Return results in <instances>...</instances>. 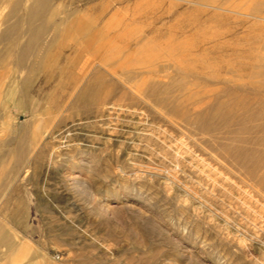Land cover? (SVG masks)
Returning <instances> with one entry per match:
<instances>
[{"label": "rangeland", "instance_id": "1", "mask_svg": "<svg viewBox=\"0 0 264 264\" xmlns=\"http://www.w3.org/2000/svg\"><path fill=\"white\" fill-rule=\"evenodd\" d=\"M14 1L8 15L0 0V32L19 31L0 41V262L264 264V7L48 0L30 20ZM50 13L69 21L42 27ZM36 28L29 72L14 56Z\"/></svg>", "mask_w": 264, "mask_h": 264}, {"label": "bare ground", "instance_id": "2", "mask_svg": "<svg viewBox=\"0 0 264 264\" xmlns=\"http://www.w3.org/2000/svg\"><path fill=\"white\" fill-rule=\"evenodd\" d=\"M5 2H8L7 5H8V15L10 14H13L16 9L18 8L19 6V3L17 1H14V2H10V0H3ZM22 1V0H20ZM201 2V1H200ZM252 4L251 6L249 7L250 10L252 11H259L261 10L263 7H264V0H251ZM22 3V2H21ZM25 4L27 5V18L30 19V20H33L37 17H40L41 14H43L42 11L48 9V0H32L31 2H29V0H25ZM195 4V3H194ZM6 6V4L4 5ZM210 6V5H209ZM213 5H211L212 7ZM24 7V6H23ZM24 7V8H26ZM216 8L219 7V6H215ZM51 9V8H49ZM209 10V9H208ZM226 10V9H225ZM42 12V13H41ZM52 12V11H51ZM48 13V12H47ZM53 13V12H52ZM52 13H50V16L49 15H46V16H42L41 19H42V22H41V26L42 27H46V26H49V25H52L54 28H57V29H60V27L62 25H64V23H66L68 20V17L69 15L66 14V16L62 19H59L57 22L54 21L53 23V20H52ZM49 14V13H48ZM7 15V16H8ZM64 16V15H63ZM10 17V16H9ZM56 18V17H55ZM54 18V19H55ZM10 19V18H9ZM78 19V18H77ZM247 19V18H246ZM88 20V19H87ZM96 21V20H95ZM9 22V21H8ZM13 23V22H12ZM2 24V23H1ZM23 24V23H22ZM71 24V23H70ZM20 25V24H19ZM17 25H12V26H9V27H6L4 28L1 32H0V41L2 40H7V48L9 49H12L11 45L13 44L14 41H16L18 39V37L16 36V33H18L19 31H17ZM64 27V26H62ZM66 27V26H65ZM88 28V27H87ZM26 29V28H25ZM63 29V28H62ZM98 29V28H97ZM19 30V29H18ZM24 30V29H23ZM40 28H36V29H33L30 33V36L29 38L24 42V44L17 50V53L16 55L14 56V61L15 63L17 64V66H19L20 68H23L26 66V63H25V59L28 57V54L32 48V44H33V41H34V37H37L39 32H40ZM56 33V31L54 32ZM61 33V31H60ZM86 34V33H85ZM95 34V33H94ZM91 35V34H90ZM96 35V34H95ZM25 36V35H24ZM258 36V35H257ZM89 37V36H88ZM100 37V36H99ZM259 37V36H258ZM257 37V38H258ZM94 38V37H93ZM245 38H246V35H245ZM100 39V38H99ZM136 39V38H135ZM253 39V38H252ZM95 40V39H94ZM251 40V39H250ZM88 41V40H87ZM92 41V40H91ZM246 41V39H245ZM256 41V40H255ZM260 41V40H259ZM263 41H264V37H263ZM100 42V41H99ZM90 43V42H89ZM105 43V42H104ZM106 44V43H105ZM19 45V44H18ZM259 48V47H258ZM93 49V48H92ZM260 49H264V45L263 47H261ZM252 50V49H251ZM255 50V49H254ZM99 51V50H98ZM104 51V50H103ZM259 53H256V55L260 58V61L262 64H264V52L263 51H257ZM97 53V52H95ZM101 53V51H100ZM66 55V54H65ZM102 55V53H101ZM106 55V54H105ZM108 56V55H107ZM107 56H105L107 58ZM71 57V56H69ZM100 57V55H99ZM34 58H37V57H34ZM112 58V57H111ZM28 60V59H27ZM106 60V59H105ZM224 60V59H223ZM12 61V59H11ZM64 62V61H63ZM218 62V61H217ZM133 63V62H132ZM93 64V63H92ZM216 64V63H215ZM120 65V64H119ZM209 66V65H208ZM219 66V65H218ZM26 67H29L28 71L30 72V65L29 66H26ZM57 68V72L54 73L51 71L48 72L47 74V77L46 78H51L52 76H54L55 74H58L60 77L63 73V66H56ZM219 68V67H218ZM19 70V69H18ZM21 71V70H20ZM87 71V70H86ZM178 71V70H176ZM213 72V71H212ZM224 72V71H223ZM216 73V72H215ZM220 73V72H219ZM227 76V75H226ZM59 77V80H62L61 78ZM28 73L24 76L23 78V81H22V86L25 87L27 81H28ZM86 82V81H85ZM236 82V81H235ZM87 83V82H86ZM180 84V83H179ZM178 84V85H179ZM182 85V84H181ZM239 86V85H238ZM164 87V86H163ZM146 88L150 91H156L157 89H165L166 87L162 88V86H160V84H156V83H149L148 85H146ZM171 88V86L169 87ZM21 89V88H20ZM243 89V88H242ZM260 92V91H259ZM151 93V92H150ZM165 95V93H164ZM69 96V95H68ZM85 97V95H84ZM166 97V96H165ZM86 108L87 105H89V101H87L86 103ZM141 115V114H140ZM205 118V117H204ZM203 118V119H204ZM203 128V127H202ZM55 137V136H54ZM263 140V139H262ZM262 142V141H261ZM4 153V152H3ZM51 154V153H50ZM49 154V155H50ZM57 154V153H56ZM6 158V157H4ZM1 160V159H0ZM4 161V159H3ZM260 162V161H259ZM4 163V162H3ZM2 162H0V170H3L5 171L7 169V165L3 164ZM245 165V163H243ZM252 165V164H250ZM242 167V166H241ZM261 170V169H260ZM260 173V172H259ZM254 187V186H253ZM0 246H9V240L6 236V234L4 233V230L3 228L0 226ZM0 264H7L6 262H0Z\"/></svg>", "mask_w": 264, "mask_h": 264}]
</instances>
